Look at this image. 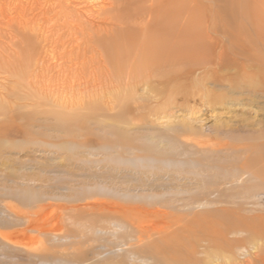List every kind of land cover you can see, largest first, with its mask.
Returning <instances> with one entry per match:
<instances>
[{"label":"bare ground","instance_id":"1","mask_svg":"<svg viewBox=\"0 0 264 264\" xmlns=\"http://www.w3.org/2000/svg\"><path fill=\"white\" fill-rule=\"evenodd\" d=\"M91 9L95 10L99 24L90 25L92 35L88 36L81 51L89 49L97 55V69L102 74L105 72L102 77L108 84L92 87L96 92L76 101H62V98L36 91V94L13 101L0 99V118L11 123L22 122L15 126V131L29 137V142L25 140L22 145L35 141L37 134L31 130L36 123L42 122L34 114L17 113L18 107L34 105L36 108H49L45 114L54 123L52 126L47 124L46 118L43 125L38 126L44 129L54 127L73 136L74 130H84L91 122L100 127L101 118L114 122L109 126L111 128H134L136 122L148 124L150 118L158 119L165 115L166 108L177 104L179 99L184 102L194 101L195 98L216 102L224 97L216 95V89H223L225 95L232 97L242 95L241 91L245 89L256 92L261 88V78L264 76L261 57L246 55L244 46L240 52L234 44H229L220 56H209L199 40L201 34L195 31L198 28L190 18H185L182 0H99L91 4ZM255 36L261 39L258 33ZM35 40L31 36L20 37L16 45L20 59L12 75L17 79L15 84L27 89H33L31 83H23L35 63ZM227 42L230 43L228 39ZM260 42L257 43L261 45ZM229 54L232 58L228 57ZM139 110L147 113L136 117L135 112ZM14 133H6L5 137ZM199 135L202 133L192 125L180 123L178 126H165L159 135L146 139L149 143L131 145L120 134L117 141L101 147L109 150L108 157L116 154L110 160L112 163L121 161L125 156L131 157L128 162L134 168L145 169L149 174L154 173V169L174 165L183 171L178 178L184 180L186 190L170 195H155L150 192L158 186L144 177L146 172H137L139 177L131 183L133 180H125L122 176L87 169L89 177L100 184L84 180L77 182V185H83L77 191L67 188L66 196L47 199L64 202L59 207L60 219L64 221L61 222V233L57 232L58 229L42 228L41 212L49 204L41 203L43 194L27 188L26 191L12 190L14 194L1 195L2 198L13 196L28 211L21 215L15 206H0L4 209L2 211L8 213L5 220L0 219V227L4 225L13 229V234L38 232L46 237L44 244L47 246L40 248L42 253L31 252L33 255L27 256L26 264H52L53 261L62 264L230 263L238 254L246 251L247 246L264 243V217L256 222V218L242 216V209L233 213L213 210L216 216L211 217L207 214L212 211L206 210V207L235 204L238 200L258 201L261 190L264 191V143L256 139L253 144L240 141L215 144L198 140V137H202ZM1 143L4 142L0 140ZM221 153L228 155L220 156ZM221 160H229L232 164L217 166ZM119 167L114 166V173L120 174L124 170ZM18 179L22 186L27 182L23 176ZM103 183H109L114 190ZM138 190L147 194H130ZM106 198L118 201L127 198L128 201L151 205L178 203L182 208H187L188 212L184 214L186 218L192 217L184 219V226L151 238L138 229L129 230L130 222L116 211L117 203L106 201ZM7 244L0 245V256L12 259V252L6 250H11L14 245L11 247ZM66 247L71 254L67 252L63 258H58L57 249ZM55 249L57 257L54 256ZM110 254L114 255L110 257L112 259L96 261Z\"/></svg>","mask_w":264,"mask_h":264},{"label":"rangeland","instance_id":"2","mask_svg":"<svg viewBox=\"0 0 264 264\" xmlns=\"http://www.w3.org/2000/svg\"><path fill=\"white\" fill-rule=\"evenodd\" d=\"M98 1L0 0L1 100L13 101L37 92L46 93L54 98H62V101H76L96 92L92 87L108 84L102 77L105 72L102 74L97 69L99 65L97 55L89 49L81 51L88 36L92 35L89 31L90 25L99 24L95 18V10L91 9V4ZM182 3L185 18H190L198 28L195 31L201 34L199 40L209 56H220L229 44H234L240 52L243 51L241 47L244 46L246 50L243 52L246 55L258 56L264 61V0H182ZM243 26L246 29H241ZM256 33L261 39L255 36ZM30 36L36 39L38 48L36 47L37 51L33 56L35 63L29 72L30 75L24 78L23 85L29 82L33 89L15 84L17 79L12 75L20 59L16 49L18 40L20 37ZM258 41H261V45L257 43ZM254 44L258 45L253 47ZM229 55L228 57L232 58L231 54ZM263 63L261 61V65ZM216 92V95L224 96L221 101L207 102L204 99L195 98L194 101L191 100L192 102H184L179 99L177 104L166 108L165 115H161L158 119L150 118L148 124L140 121L136 122L134 128L131 126L126 129H119L117 126L111 128L109 126L114 122L101 118L100 127L91 122L84 130H74L73 136H68L54 127L44 129L38 126L43 125L46 118L48 119L47 124L52 126L54 123L51 117H46L45 111L49 108H36L34 105L16 108L17 113L34 114L42 123H36L31 130L32 133L37 134L35 141L22 145L29 138L15 131V126L22 122L11 123L7 119L0 118V140L4 142L0 144V164H3V166L0 165V206H15L21 215L26 214L28 210L20 206L13 196L2 198L1 195L3 196V193L14 194L12 190L26 191V188L31 192H39L43 194L41 203L49 204L41 212L42 228L58 229L57 232L61 233L59 230H61V222L64 221L60 219L59 207L64 202L47 201V199L54 196H66L67 188L77 191L83 187L82 184L77 185V182L81 183L88 179L91 182L93 179L89 177L87 169L105 175L111 173L115 176H122L125 180H133L131 183L139 177L137 172H146L144 177H148L149 182L158 186L156 190L150 192L155 195H170L186 190L184 180L178 178L180 172L183 171L174 165L160 168L161 170L154 169V173L149 174L145 169L134 168L128 162L131 157L125 156L121 161L112 163L110 160L116 157V154L112 153L108 157L109 150L103 149L109 142L117 141L120 134L124 135L131 145L149 143L146 139L159 135L165 126H178L180 123L190 124L201 132L202 135L199 136L202 137L197 139L204 142L230 144V141H240V143L253 144L254 140L260 139L259 142L264 143V76L261 78V88L256 92L252 89H245L241 91L242 95L232 97L225 95L223 89H216ZM19 104H24V102ZM146 113L140 110L135 112L136 117H141ZM12 131L15 132L13 136L5 137L6 133L8 135ZM225 155L227 156L228 153L220 154V156ZM230 164L232 163L229 160H221L217 166L223 167ZM114 166H120L119 168L124 170L120 174L114 173ZM20 176L26 178L27 181L23 186L18 179ZM15 181L21 186L15 184ZM108 184L103 183L105 186H109ZM107 188L112 187L110 185ZM130 194L144 195L147 193L138 190ZM257 199L255 203L238 200L235 204L208 206L206 210L212 212L207 214L206 211L205 213L213 217V215L216 216L213 210L233 213L242 209L240 211L242 216L256 218L258 222L264 217L263 190ZM106 201L117 203L116 211L130 222L131 229L129 230L138 229L143 235L151 236V238L157 237L159 233L184 226V219L189 220L192 217L187 216L186 218L184 214L188 212L187 208H182L178 203L151 205L146 202L128 201L127 198L124 201L106 198ZM1 207L0 219L5 220L8 213L2 211L4 209ZM192 210L196 211L193 208ZM43 221L46 223L42 224ZM3 227L4 225L0 227V234L3 236H0V245L9 243L8 246H14H11L12 251L6 250V252H12L10 256L12 259L0 256V264H26L29 254L33 255L35 251H39L38 254H40L43 251L40 248L47 246L46 243L44 244L46 237L38 232L13 234V229ZM63 249H57L58 258H63L67 252L71 254L67 247L66 251ZM246 251L238 254L230 263L219 261L218 264H256V262L260 264V260L261 264H264V243L255 247L247 246ZM54 252V256L57 257L56 249ZM113 256L106 255L103 259L96 261L109 260ZM53 262L52 264H62Z\"/></svg>","mask_w":264,"mask_h":264}]
</instances>
